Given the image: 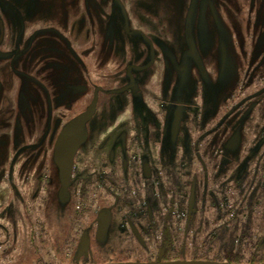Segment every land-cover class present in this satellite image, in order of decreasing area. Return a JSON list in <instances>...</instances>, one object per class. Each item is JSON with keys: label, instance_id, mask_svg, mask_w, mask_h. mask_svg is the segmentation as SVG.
Masks as SVG:
<instances>
[{"label": "flooded vegetation", "instance_id": "1", "mask_svg": "<svg viewBox=\"0 0 264 264\" xmlns=\"http://www.w3.org/2000/svg\"><path fill=\"white\" fill-rule=\"evenodd\" d=\"M64 1L68 3V16L62 22L40 19L31 23L24 19L22 15L24 10L14 0H0V91L11 90L16 93L20 91V96L24 99L25 107L30 114L29 124L24 123L23 119L21 125L18 122L20 118L15 119L17 108L12 104L9 119L3 122L0 118V148L4 150L0 151V169L6 166L7 170L12 169L11 172L15 173L12 176L8 172L4 186L13 190L11 195L18 196L16 198L20 200L19 202L25 203L18 188L27 187L33 181L30 180L32 174L39 183L44 184L43 186H47L46 184L50 186L51 181L46 173L50 167L54 168L57 173L55 171V180L52 176L51 188L54 189L57 185L55 195L59 200L69 202L71 205L65 213L69 221L67 233L73 237L78 235L79 250L82 236L86 239V251L96 240L99 241L96 238L99 214L104 212L109 217L104 239L115 213L119 218V228L123 233H127L134 243L132 247L120 248V251L128 247L129 251L139 247L149 248L148 250L152 252L156 251L155 261L176 260L177 258L168 259L165 256H170L175 246L181 245L182 249L186 250L187 237L192 232L196 235L198 231L204 229L209 236L216 235L217 228L212 235L209 233L208 220L214 215H212V207H215V215L217 213L218 217L221 215L224 199L223 194L221 196V155L224 151L234 150L240 140L238 135L232 134L225 140L223 147L218 149L217 145L212 149V145L207 144L206 125L209 123L216 125V136L218 135V143H221L223 121L233 122L237 112L246 104V102L240 103L238 97H244L252 105L257 104L253 101L255 100L252 83L254 79H248L253 73L256 77L264 75V64L256 68L257 64L254 60L246 62L243 59V65H239L242 69L238 76V87L236 86L238 92L230 95L231 102L226 105L221 103L217 112L211 116H205L200 112L183 119L187 133L181 137L179 143L169 144L173 148H164L159 152L158 132H148L147 125L168 122L164 117V102L158 104V109L155 107L161 99L158 94L159 77L157 76L154 85L149 89L148 84L152 81L147 78L142 80L141 76L146 72L148 74L149 69H153L156 60L160 61L164 70L169 68L174 70L176 64L173 53L168 54L166 58L161 57L157 53L159 45L156 48L154 41L138 29H134L133 32H137L140 35L139 39L145 42L147 48L145 60L131 63L124 59L125 57H121L119 42L109 38L108 35L104 36L107 40L106 47H109L113 53L108 55L100 53V43L104 39L97 24L102 20L101 28L104 34H107L106 31L111 27L122 33H130L127 28L129 20L126 9L133 7L128 3H133L134 0ZM257 4L263 6L264 0H245L243 7L249 10L250 16L245 24L254 21L252 13ZM41 5V0H27L26 10L39 12ZM210 5L212 6L211 3ZM44 6L46 5H42ZM133 8L129 10H134ZM247 36L253 38L252 34ZM119 58L121 60H118ZM256 59L264 60L261 54H257ZM105 69L121 75L122 81H116V84L107 88H103L98 81L83 87L78 83L70 82L79 75L87 80L91 75ZM57 74L60 75L59 78ZM157 75L162 76L163 71ZM21 83L27 91L30 87L34 90L35 101L34 96L32 101L27 100ZM64 87L71 93L88 92V96L84 99L85 108L80 113L73 104L63 101ZM114 94L121 95L122 99L119 101L121 107L135 101L139 106L148 108L147 112L145 116L140 113L136 118L131 115L126 120L118 119L117 134L87 147L85 163L82 164L78 161V149L87 137V127L83 123L95 117L98 104L107 106L108 111H111L114 101L109 96ZM94 97L96 100L92 114L85 119H79L78 117L85 112ZM74 99H79V96L75 94ZM5 103L8 102L3 95H0V106ZM223 107H225L224 112ZM15 128L20 133L19 138L14 137ZM67 130H72L76 134L77 145L71 159L66 188L67 197L62 200L59 196V168L54 160V150L57 141ZM163 133L160 132L162 136H166L167 133ZM235 139L237 144L233 143ZM186 140H188L187 145L184 144ZM214 170L215 175H213ZM217 184L218 190L214 189ZM234 192L233 190L231 192L232 200ZM102 194H105L107 199ZM216 195L220 196L214 202H209L210 198ZM103 199L106 200L103 202ZM92 200L95 201L97 208L93 209L91 218L87 219L88 223L78 225L79 213L89 210ZM43 202L45 200L41 197L40 203ZM192 219L202 222V225L196 227L195 232L191 226ZM46 221L44 218L42 223L44 228L45 225L47 227ZM132 228L139 233L140 239ZM219 228L221 229V225ZM150 236L154 237L151 248L147 242ZM181 237L183 240L180 239ZM224 256L219 260L231 261L229 256ZM118 261L121 260L116 262Z\"/></svg>", "mask_w": 264, "mask_h": 264}, {"label": "rangeland", "instance_id": "2", "mask_svg": "<svg viewBox=\"0 0 264 264\" xmlns=\"http://www.w3.org/2000/svg\"><path fill=\"white\" fill-rule=\"evenodd\" d=\"M14 1L24 10L22 13L24 19L31 23L40 19L62 22L68 16V3L64 0L63 2L41 0V4L46 6L41 5L39 12H27V0ZM128 4L135 7L126 9L129 20L127 28L130 33H122L111 27L106 31L107 34H104L101 28L102 20L97 24L101 32L99 33L104 39L100 43V53L105 55L113 53L109 47H106L107 40L104 36L108 35L109 38L119 42L121 57H125L124 59L131 63L145 60L147 57L145 42L139 39L140 35L137 32H133L134 29L150 37L156 44V48L159 45L157 53L161 57L166 58L168 54L173 53L176 64L174 70L172 68L164 70L160 61L156 60L153 69H149L148 74L146 72L141 76L142 80L147 78L152 81L148 84L149 89L151 85H154L157 76L159 77V86L158 84L157 86L161 99L155 107L158 109V104L161 101L164 102V117L168 119V122L147 125L148 132H158V149L161 152L164 148H173L169 144L179 143L181 137L187 133L183 119L200 112L205 116H211L217 112L221 103L226 105L231 102L230 95L238 92V76L242 69L239 65L244 63L243 59L246 62L254 60L257 64L256 68L263 66L264 60L256 58L257 54H261L264 58V5L257 4L252 13L254 21L251 24H245L244 22L250 17L249 10L243 7L245 0H134L133 3ZM132 8L134 10H129ZM248 34H252L253 38L248 37ZM109 71L105 69L96 72L87 80L79 75L70 82L78 83L83 87L98 81L103 88H107L109 85L116 84V81H122L121 75ZM160 71H163L162 76L157 75ZM254 74L248 80L254 79L252 83L255 100L253 101L257 104L252 105L244 97H238L240 103L246 102V104L237 112L233 122L223 121L221 143H218V135L216 136V125L209 123L205 128L207 144L212 145V149L217 145L218 149L223 147L229 135L235 134L240 138L234 150L224 151L221 155V196L223 194L224 198L222 210L218 217V213L215 215V207H212V215L215 216L208 220L209 233L212 235L217 228L216 235L209 236L204 229L198 231L199 235L192 232L187 237L186 250H183L181 245L175 246L172 254L165 256L168 259L208 258L225 261L219 258L226 255L231 259L227 262H264V75L256 77V75L253 76ZM146 75L148 77H145ZM59 76L57 74V78ZM63 81L66 82V80ZM244 85L246 86L245 82ZM239 86H241L240 83ZM21 87L25 86L21 83ZM7 91H0V95H3L8 102L0 106V118L6 122L9 119L8 115L11 114L12 104H15L17 108L15 119L20 118L18 122L21 125H23V119L24 123L29 124L30 114L25 107L24 99L20 96L21 92ZM24 91L27 100L32 101L34 96L35 101L36 94L31 87L28 91L24 88ZM63 91L65 92L63 101L73 104L80 113L85 108L84 99L88 96V92L71 93L67 92L65 87ZM75 94L79 96V99H74ZM117 95L109 96L114 101L111 111H108L107 106L98 104L95 117L83 123L87 127V137L78 149L80 163H85V149L92 143L97 144L117 134L118 119L126 120L131 115L136 118L140 116V113L145 116L148 108L139 106L135 101L121 107L119 101L122 97ZM160 132L167 134L162 136ZM19 135L18 129L15 128L14 137L17 138ZM237 139L233 141L234 144H237ZM187 143L188 140L184 144L187 145ZM2 150L0 148V151ZM212 165L214 169V163ZM1 168L4 169H0V264H93L117 260L155 261L157 258L156 251L152 252L148 250L149 248L139 247L133 252L129 251L128 247L120 251V248L132 247L134 243L127 233H123L119 228V218L115 213H113L106 237L99 241L95 239L96 242L88 251L82 253L77 245L78 235L73 237L67 233L69 221L65 213L71 205L69 202L59 200L55 195L57 185L56 188H51L52 176L55 180L57 170L50 167L46 173L51 181L50 186L48 184L43 186L44 184L39 183L32 174L30 180L33 181L27 187L18 188L26 201L21 203L16 198L18 196L11 195L13 190L4 186L8 172L12 176L15 173L11 172L12 169L7 170L6 166ZM215 173L214 170L213 175ZM218 187L217 184L214 189L218 190ZM232 190L235 191L233 200ZM102 196L107 199L105 194ZM219 196H212L209 202H214ZM41 197L45 200L43 204L40 203ZM106 199H103V202ZM90 203L92 204L88 207L89 210L79 213L78 225L88 223L93 209L97 208L95 201L92 200ZM44 218L47 220L49 229L46 225L44 228L42 224ZM194 220H191V226L195 232L196 227L202 225V222ZM180 239L183 240L182 237ZM147 240L151 248L154 237L150 236Z\"/></svg>", "mask_w": 264, "mask_h": 264}, {"label": "water", "instance_id": "3", "mask_svg": "<svg viewBox=\"0 0 264 264\" xmlns=\"http://www.w3.org/2000/svg\"><path fill=\"white\" fill-rule=\"evenodd\" d=\"M77 89H80V87ZM96 98L94 97L84 113H82L78 118L85 119L89 117L94 109ZM77 136L72 132V130H67L63 136L57 141L54 150V160L59 168V179H60V190L59 196L62 200L67 197V185L70 176V167L73 151L76 148ZM98 228L96 232V238L103 239L107 225L109 222V217L107 213L101 212L98 216ZM133 229V228H132ZM134 231V234L140 239L139 233ZM80 251H86V239L82 236L80 240ZM87 264V263H79ZM100 264H264V262L259 263H236L227 261H213V260H202V259H177V260H167V261H120V262H108Z\"/></svg>", "mask_w": 264, "mask_h": 264}, {"label": "bare ground", "instance_id": "4", "mask_svg": "<svg viewBox=\"0 0 264 264\" xmlns=\"http://www.w3.org/2000/svg\"><path fill=\"white\" fill-rule=\"evenodd\" d=\"M259 262H261V261H259ZM259 262H254V263H259Z\"/></svg>", "mask_w": 264, "mask_h": 264}]
</instances>
